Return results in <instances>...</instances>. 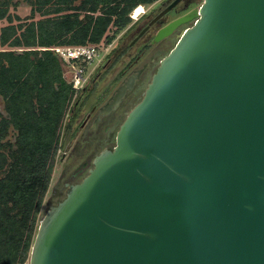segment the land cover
<instances>
[{
	"label": "water",
	"instance_id": "obj_1",
	"mask_svg": "<svg viewBox=\"0 0 264 264\" xmlns=\"http://www.w3.org/2000/svg\"><path fill=\"white\" fill-rule=\"evenodd\" d=\"M188 21L30 264H264V0H204L156 40Z\"/></svg>",
	"mask_w": 264,
	"mask_h": 264
},
{
	"label": "trees",
	"instance_id": "obj_2",
	"mask_svg": "<svg viewBox=\"0 0 264 264\" xmlns=\"http://www.w3.org/2000/svg\"><path fill=\"white\" fill-rule=\"evenodd\" d=\"M158 0H0V264H30L75 90L54 46L110 44ZM22 3L30 13L22 17ZM17 20L18 23H14ZM23 48V50H20Z\"/></svg>",
	"mask_w": 264,
	"mask_h": 264
},
{
	"label": "flooded vegetation",
	"instance_id": "obj_3",
	"mask_svg": "<svg viewBox=\"0 0 264 264\" xmlns=\"http://www.w3.org/2000/svg\"><path fill=\"white\" fill-rule=\"evenodd\" d=\"M204 0H158L144 11L118 38L117 46L98 71L101 79L96 94L100 101L83 109L74 125L66 128V151L61 156L50 194L59 204L71 185L83 181L94 167L96 157L113 150L117 134L130 111L143 99L162 60L171 52L193 21L180 24L168 36L156 40L158 33L187 16ZM131 85L124 94L121 87ZM78 104V101L76 105ZM72 118V116L70 117Z\"/></svg>",
	"mask_w": 264,
	"mask_h": 264
},
{
	"label": "built area",
	"instance_id": "obj_4",
	"mask_svg": "<svg viewBox=\"0 0 264 264\" xmlns=\"http://www.w3.org/2000/svg\"><path fill=\"white\" fill-rule=\"evenodd\" d=\"M133 20L136 21L138 17L131 15ZM116 41L110 44H86L75 46H58L53 48V51L65 62L67 69L65 72L71 77L67 79L75 90L74 100L77 97V91L85 89L89 83L90 76L93 72L87 71V66L94 64V70L98 65H101L109 57L112 47ZM79 63L80 66H77ZM87 71V73H86ZM74 102V101H73ZM61 150V147H60ZM59 150V152H60Z\"/></svg>",
	"mask_w": 264,
	"mask_h": 264
},
{
	"label": "rangeland",
	"instance_id": "obj_5",
	"mask_svg": "<svg viewBox=\"0 0 264 264\" xmlns=\"http://www.w3.org/2000/svg\"><path fill=\"white\" fill-rule=\"evenodd\" d=\"M143 7H144V5H143ZM29 12H30V7H28L26 4H21L20 5V7L18 9V13L22 17L27 16L29 14ZM131 18H132V16H131ZM14 23H18V21L15 20ZM5 24H6V22L4 23V25ZM128 28H126L124 31H126ZM124 31H122L117 36V38L114 40V41H116L115 44L117 43L118 38L124 33ZM115 44L112 47L111 51H113L114 47H116L118 43L116 44V46H115ZM76 65L80 66L79 63H76ZM102 65H103V63L101 65H98L95 68V70H94V64H91V65L87 66V71H89L90 73L91 72H93V73L90 76V80H89V83H88L87 87L85 89L77 91V97H76V99L73 102V106L68 111L66 122L69 123L70 128L74 125L75 118L80 115V113L83 111V109L88 108V107L92 106L93 104L98 103V101H100L101 97H99L98 94H96V89H98L101 79L98 80V83H95V81L97 79L98 71L101 70ZM87 71H86V73H87ZM66 76H67V79L70 80L71 77L69 76V74H66ZM77 101H78V104L76 105ZM0 108L2 110L4 108V104H3V101H2L1 98H0ZM71 116H72V118H70ZM62 136L63 137H62L61 150H60V152H58V158H57V163H56L55 170H54V173H53L52 183H51V186H50V190H49V192H48V194L46 196L45 204H44V206L42 208V211H41V214H40V220H42V218L44 217L45 213L47 211H49V209L52 207V206L50 207V204L53 203L52 202L53 193L51 195L50 191H51V188H52V186L54 184V181L56 179L57 173H58V171L60 169V164H59L60 158L65 153V151L67 150L66 149V131L63 133ZM54 205L55 204H53V206Z\"/></svg>",
	"mask_w": 264,
	"mask_h": 264
},
{
	"label": "crops",
	"instance_id": "obj_6",
	"mask_svg": "<svg viewBox=\"0 0 264 264\" xmlns=\"http://www.w3.org/2000/svg\"><path fill=\"white\" fill-rule=\"evenodd\" d=\"M22 4H26V3H22ZM28 6V5H27ZM141 6H143V5H141ZM139 7V6H138ZM30 13V12H29ZM6 22V24L5 25H7L8 24V21L5 19V20H3V21H0V29L3 27V26H5L4 25V23ZM134 22V21H133ZM55 47H58V46H54V47H50V48H41V47H39L38 49L39 50H42V49H48V50H51V51H53V48H55ZM20 50H23V48H21Z\"/></svg>",
	"mask_w": 264,
	"mask_h": 264
},
{
	"label": "bare ground",
	"instance_id": "obj_7",
	"mask_svg": "<svg viewBox=\"0 0 264 264\" xmlns=\"http://www.w3.org/2000/svg\"><path fill=\"white\" fill-rule=\"evenodd\" d=\"M144 11V7L143 6H139L137 7L134 11H133V15L134 17H138L139 15H141Z\"/></svg>",
	"mask_w": 264,
	"mask_h": 264
}]
</instances>
